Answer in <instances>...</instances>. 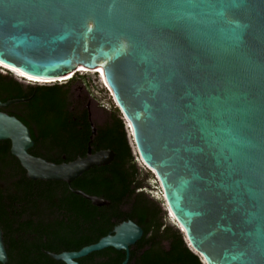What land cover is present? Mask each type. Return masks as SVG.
Instances as JSON below:
<instances>
[{
  "label": "water",
  "instance_id": "95a60500",
  "mask_svg": "<svg viewBox=\"0 0 264 264\" xmlns=\"http://www.w3.org/2000/svg\"><path fill=\"white\" fill-rule=\"evenodd\" d=\"M0 64L43 80L99 68L187 247L202 264H264V0H0ZM0 141L32 181L70 184L114 157L90 142L69 162L35 157L28 127L1 110ZM142 234L124 221L48 255L79 264L114 248L128 264Z\"/></svg>",
  "mask_w": 264,
  "mask_h": 264
},
{
  "label": "trees",
  "instance_id": "16d2710c",
  "mask_svg": "<svg viewBox=\"0 0 264 264\" xmlns=\"http://www.w3.org/2000/svg\"><path fill=\"white\" fill-rule=\"evenodd\" d=\"M66 86L67 83H53L24 88L19 81L0 74V101L32 99L35 91L34 99L40 102L38 114L43 138L62 142L66 149L76 147L84 154L91 129L87 125L83 133L77 131L76 125L85 120L68 111ZM107 111L105 122L96 127L91 146L94 152L113 151V159L106 165L90 168L70 184L32 181L26 177L17 159L11 158L17 180L4 189L0 187V228L4 233L7 264H64L48 253L77 251L96 243L116 225L129 220L143 230L140 240L129 250V264H202L187 247L182 233L168 222L163 200L145 192L146 186L127 137L126 128L128 132L129 129L125 128L118 108ZM75 116L76 120L73 119ZM22 122L28 124L24 119ZM0 146V154L9 150V142ZM74 159V156L68 157V160ZM75 191L101 198L108 205L95 206ZM38 215L42 221L35 226L32 220L39 218ZM32 233L37 238L31 244ZM95 253L99 252L82 257L78 262L88 264V259ZM100 254L102 260L97 264H121L125 258L124 251L114 248L101 250Z\"/></svg>",
  "mask_w": 264,
  "mask_h": 264
},
{
  "label": "flooded vegetation",
  "instance_id": "af4514ba",
  "mask_svg": "<svg viewBox=\"0 0 264 264\" xmlns=\"http://www.w3.org/2000/svg\"><path fill=\"white\" fill-rule=\"evenodd\" d=\"M0 74H1V72H0ZM65 83L68 84L69 82H65ZM27 84H29V83H27ZM44 85H46V84H44ZM29 86L36 87V86H33L32 84H30ZM26 87L27 86H24V88H26ZM34 93H35V91H33V94L31 95L32 99L25 98L24 101L13 102V103H10L6 107L0 108V110L2 112H5L10 116L16 117L21 122L23 121V119L27 121L28 124L26 126L28 127V129L30 131V136H31V139L33 141V145L29 149V153L35 157H39V158L47 160L48 162H52V163H56V164L71 161V160H68L69 156L70 157L74 156L75 159L78 157L85 156L87 148H88V144H87V148L85 150V153L81 154V151L78 150L76 147L66 149L65 144L62 142L51 141V140L43 138V136L41 134V126L39 124V114H38V111L40 109V102L35 101ZM38 94H40V92H38ZM68 94H70V91H67V95ZM85 100H87V102H85ZM4 102H6V101H4ZM23 102H26L27 105L25 106V104ZM68 103H69L68 111L74 112L77 116H82L83 120H85L84 122H80V123H78V125H76L77 131L79 133H83L82 130L85 129V127L88 125L90 127V129H92V128L95 129V134H96V127L98 125H95L93 123L92 110L95 109L96 111H103L104 109L106 110V108H104V106L102 104L98 105V103H96L94 100H93V102H91V99L89 98V96L86 92H84V93L81 92L80 94H78L75 97V101L68 98ZM34 104L37 106H34ZM77 116H75L73 119L76 120ZM95 134L93 135V137L95 136ZM5 142H9V141H0V144L1 143L4 144ZM89 142H90V137H89ZM91 142H90V146H91ZM0 148H1V146H0ZM91 149H92V146H91ZM1 154H2V158L0 159V187H1V189H4L8 185H10L11 183H14L17 180L15 170L13 168L14 166L12 164V159H11V158L14 159L15 157H13L10 153V143H9V150L7 152L3 151ZM1 154H0V156H1ZM41 181H43V180H41ZM12 191L15 193L14 189ZM38 217L39 218H34L32 220L33 221L32 224H34L35 226H38L39 223L42 221L40 219L39 215H38ZM44 222H47V221H44ZM2 234H4V233L2 232ZM36 238H37V235L35 233H32L31 236L29 237L31 244L36 241ZM42 240L46 241V238L43 237ZM97 252H99V253H95L94 255H91V257L88 259V264H97L98 262H100L102 260V258H101L102 254H100V251H97ZM91 254H93V253H91ZM32 255H34V253H32ZM128 264H129V261H128Z\"/></svg>",
  "mask_w": 264,
  "mask_h": 264
},
{
  "label": "rangeland",
  "instance_id": "374dc122",
  "mask_svg": "<svg viewBox=\"0 0 264 264\" xmlns=\"http://www.w3.org/2000/svg\"><path fill=\"white\" fill-rule=\"evenodd\" d=\"M0 72L4 77L13 78L19 81L24 86L30 85L24 82L23 80L16 78L14 75L6 72L5 70L2 71L1 69ZM97 74L98 73H89L87 71L76 73L73 76V79L71 80V82L68 83L65 88L66 90L70 91V94H68L69 96L68 98L73 101H75V97L78 94H80L81 92L82 93L86 92L89 98L91 99V102H93L94 100L96 103H98V105L102 104L104 108H106V110L104 109L103 111H96L95 109H94L95 111L92 110L93 123L95 125H101L105 122L107 118V114H108L107 110L115 108L116 105L112 100V96L110 92L105 87L101 76L98 77ZM53 83L54 84L55 83L66 84V83H63L62 81H59V82L56 81ZM53 83H50V84H53ZM85 102H87V100H85ZM124 126L126 128V123ZM126 132H128L127 128H126ZM135 162L139 169L141 180L144 181L145 183V186H146L145 192H148L150 197L156 198L158 200L162 199V191L160 189L159 183L155 175L149 169H147L136 157H135ZM167 217H168V222L171 225H174V221L172 217H169L168 214H167Z\"/></svg>",
  "mask_w": 264,
  "mask_h": 264
},
{
  "label": "bare ground",
  "instance_id": "6f19581e",
  "mask_svg": "<svg viewBox=\"0 0 264 264\" xmlns=\"http://www.w3.org/2000/svg\"><path fill=\"white\" fill-rule=\"evenodd\" d=\"M0 68H2L3 70H5V71H9V73L11 72V73H14L17 77H19V78H22V79H24V81L26 80V81H29V82H26V83H30V82H37V83H32V84H40V83H44V84H50V83H53V82H56V81H62L63 82V80L65 81V80H67V79H69V78H71V77H73L76 73H74V74H70V75H68L67 77H65V78H59V79H52V80H43V79H37V78H32V77H28V76H26V75H23L22 73H20V72H18V71H16V70H14V69H12V68H9V67H7V66H4V65H2V64H0ZM7 71V72H8ZM82 71H87V72H96V73H98L97 75H98V77L99 76H101V78H102V81H103V83H104V85H105V87L107 88V90L110 92V94H111V96H112V100H113V102L115 103V105H117V103H116V101L114 100V96H113V94H112V91H111V89L109 88V86L106 84V82H105V80H104V77H103V73H102V71L98 68L97 70H87V69H84V68H79L78 69V72H82ZM10 73V74H11ZM21 79V80H22ZM43 84V85H44ZM126 127H128V129H129V132H128V134L130 133V140H131V142H132V145H133V140H132V135H131V132H132V130H131V127H130V125L128 124V123H126ZM134 146V145H133ZM152 172V171H151ZM154 174V173H153Z\"/></svg>",
  "mask_w": 264,
  "mask_h": 264
}]
</instances>
